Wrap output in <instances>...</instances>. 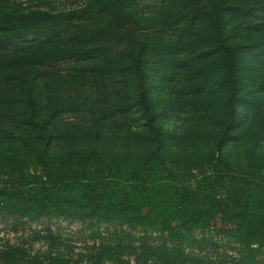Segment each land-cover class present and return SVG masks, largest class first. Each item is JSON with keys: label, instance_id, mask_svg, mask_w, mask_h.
I'll use <instances>...</instances> for the list:
<instances>
[{"label": "rangeland", "instance_id": "374dc122", "mask_svg": "<svg viewBox=\"0 0 264 264\" xmlns=\"http://www.w3.org/2000/svg\"><path fill=\"white\" fill-rule=\"evenodd\" d=\"M178 2L134 0L130 48L106 40L107 51L91 49L77 57L73 51L89 45H71L63 36L37 46L33 51L42 54V65H30L24 77L0 80V154H25L30 147H45L54 156L94 150L141 159L151 152L155 160L210 153L223 126L227 95L208 27L178 22ZM223 2L250 6L254 14L231 17L223 33L226 42L240 44L238 95L250 102L248 108L239 103L221 155L264 157V0ZM82 5L81 0H0V11L65 17ZM32 38L27 37L28 45ZM29 48L0 57L17 68L33 59ZM132 54L140 55L139 70L128 67ZM80 216L1 212L0 248L20 243L26 257L48 251L70 255L78 264H89L94 256L103 264H154L167 246L180 247L189 264H264V243L213 228L170 235L137 222L131 211L103 219Z\"/></svg>", "mask_w": 264, "mask_h": 264}, {"label": "trees", "instance_id": "16d2710c", "mask_svg": "<svg viewBox=\"0 0 264 264\" xmlns=\"http://www.w3.org/2000/svg\"><path fill=\"white\" fill-rule=\"evenodd\" d=\"M133 1L81 0L82 7L68 10L65 17L1 10L0 56L30 47L27 51L33 59L13 68L0 57V80L24 77L30 65H42V54L33 50L60 36L71 45H89L74 50L72 55L77 57L88 55L91 49L107 51L106 40L130 48L135 27ZM177 13V21H185L184 26L188 21L207 26L210 43L215 45L212 49L218 60V78L227 96L223 126L214 149L204 155L184 153L161 160L153 159L151 152L141 159L94 150L54 156L45 147H30L25 154H0L1 212L103 219L114 212L131 211L137 222L157 225L170 235L182 229L213 228L247 242L264 243V157H255L251 152L242 158L221 155L237 122L238 106L248 108L250 102L238 95L240 44L226 42L223 33L231 17H249L254 9L223 0L207 4L202 0H179ZM61 23L67 24L61 27ZM103 35L105 39L100 38ZM29 36L33 37L30 45ZM91 39L96 42L91 44ZM256 41L251 39L248 47H254ZM140 59L139 54H132L128 67L139 70ZM43 131L40 127V137ZM23 249L20 243H5L0 248V264H78L70 255L48 251L26 257ZM162 251L154 264H189V255L180 247L164 246ZM89 264H103V258L94 256Z\"/></svg>", "mask_w": 264, "mask_h": 264}]
</instances>
